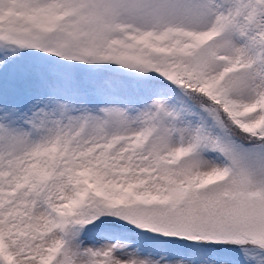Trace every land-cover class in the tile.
<instances>
[{
  "label": "snow or ice",
  "instance_id": "1",
  "mask_svg": "<svg viewBox=\"0 0 264 264\" xmlns=\"http://www.w3.org/2000/svg\"><path fill=\"white\" fill-rule=\"evenodd\" d=\"M0 264H264V0H0Z\"/></svg>",
  "mask_w": 264,
  "mask_h": 264
}]
</instances>
